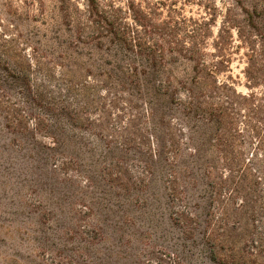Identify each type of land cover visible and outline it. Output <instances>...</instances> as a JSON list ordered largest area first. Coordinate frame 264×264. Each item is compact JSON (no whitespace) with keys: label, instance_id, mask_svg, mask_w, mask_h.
Returning <instances> with one entry per match:
<instances>
[{"label":"rangeland","instance_id":"rangeland-1","mask_svg":"<svg viewBox=\"0 0 264 264\" xmlns=\"http://www.w3.org/2000/svg\"><path fill=\"white\" fill-rule=\"evenodd\" d=\"M99 1L119 8L131 25L144 21L146 40L157 39L153 24L169 17L202 27L212 23L209 51L219 40L232 59L220 79L232 78L242 94L261 92L248 87L249 51L229 25L230 16L243 20V13L232 0ZM251 1L243 0L247 7ZM69 8L84 16L87 1L0 0V54L16 62L108 67L112 46L79 43L76 27L65 18ZM170 69L184 80L191 73L183 61ZM32 73L45 96L66 95L56 79L48 81L38 68ZM0 88V100L7 101L0 109V264H222L211 259L203 236L210 180L192 168L190 133L174 100L152 119L145 102L132 110L126 96L104 93L99 106L86 113L90 120L73 127L13 79L4 64ZM38 119L43 123L36 127ZM132 120L136 127L126 132ZM56 126L63 135L59 145L47 137ZM137 129L150 141L140 144ZM122 135L132 142L120 144Z\"/></svg>","mask_w":264,"mask_h":264},{"label":"trees","instance_id":"trees-1","mask_svg":"<svg viewBox=\"0 0 264 264\" xmlns=\"http://www.w3.org/2000/svg\"><path fill=\"white\" fill-rule=\"evenodd\" d=\"M86 1L87 14L80 16L69 8L65 18L76 27L79 43L112 46L113 60L108 67L94 70L77 62L48 64L34 59L16 62L5 54H0V64L13 79L24 82L38 100L48 103L46 108L52 114L66 117L73 127L90 120L86 113L99 106L104 93L126 96L132 110L145 102L146 114L152 119L159 108L174 100L186 120L184 132L190 133L192 168L210 180L207 185L212 192L203 236L211 259L222 264H264V0H252L249 8L243 0H232L243 13V20L230 16L229 25L237 29L249 51L244 70L248 87L262 89L248 94L238 92L232 78L220 79L232 59L226 44L219 40L209 51L212 23L205 22L202 27L169 17L153 24L157 39L146 40L144 21L136 19L135 26L131 25L118 13L119 8L103 6L99 0ZM181 61L191 68L186 80L170 69L173 62ZM34 68L42 70L48 81L62 83L61 95H66L55 98L47 91L45 96L42 86L33 80ZM5 103L0 100V109ZM40 123L43 121L38 119L36 127ZM135 123L130 121L126 132L136 127ZM142 131L145 133L137 129L143 145L150 141V135ZM48 133L54 145L61 144L60 128L52 127ZM120 137L122 145L132 142ZM69 142L74 149L75 144ZM177 148L174 144V152ZM178 180L174 174V184ZM178 215L186 218L184 212Z\"/></svg>","mask_w":264,"mask_h":264}]
</instances>
